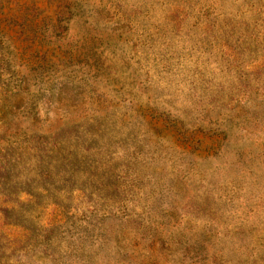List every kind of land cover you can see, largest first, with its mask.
Returning <instances> with one entry per match:
<instances>
[{
    "label": "rangeland",
    "instance_id": "rangeland-1",
    "mask_svg": "<svg viewBox=\"0 0 264 264\" xmlns=\"http://www.w3.org/2000/svg\"><path fill=\"white\" fill-rule=\"evenodd\" d=\"M0 264H264V0H0Z\"/></svg>",
    "mask_w": 264,
    "mask_h": 264
}]
</instances>
